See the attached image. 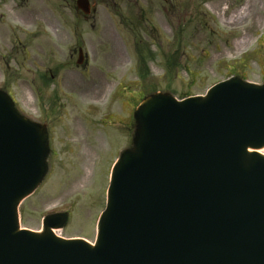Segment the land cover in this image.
<instances>
[{"label":"rangeland","instance_id":"rangeland-1","mask_svg":"<svg viewBox=\"0 0 264 264\" xmlns=\"http://www.w3.org/2000/svg\"><path fill=\"white\" fill-rule=\"evenodd\" d=\"M89 1L85 16L75 0H0V88L48 134L47 171L20 203L19 226L40 230L66 209L58 233L93 243L110 166L134 146L144 97L203 95L233 75L263 84L264 0Z\"/></svg>","mask_w":264,"mask_h":264},{"label":"water","instance_id":"water-1","mask_svg":"<svg viewBox=\"0 0 264 264\" xmlns=\"http://www.w3.org/2000/svg\"><path fill=\"white\" fill-rule=\"evenodd\" d=\"M76 7L89 13L88 0ZM135 117L91 246L51 232L65 215L19 229L17 206L46 170L45 131L0 91V264H264V83L231 78L180 101L155 93Z\"/></svg>","mask_w":264,"mask_h":264},{"label":"bare ground","instance_id":"bare-ground-1","mask_svg":"<svg viewBox=\"0 0 264 264\" xmlns=\"http://www.w3.org/2000/svg\"><path fill=\"white\" fill-rule=\"evenodd\" d=\"M240 14H241V13L239 12V13H236L235 17H234V16H231V17L229 18L228 22H232V23H234V22L238 21V20L240 19L239 17H242ZM247 38H248V37H243V38H241L238 42H236L235 45H236V46H240V45L242 46V45H244V44H245V41L247 40ZM263 150H264V148L262 147V148H260V150H258V152H262ZM53 231L57 233L58 230L53 229Z\"/></svg>","mask_w":264,"mask_h":264},{"label":"flooded vegetation","instance_id":"flooded-vegetation-1","mask_svg":"<svg viewBox=\"0 0 264 264\" xmlns=\"http://www.w3.org/2000/svg\"><path fill=\"white\" fill-rule=\"evenodd\" d=\"M28 14H30V13H28ZM29 16H31V14H30ZM17 18H20V17L17 16ZM22 20H24V19H22ZM24 23L27 24L26 22H24ZM74 51H75V50H73V52H74ZM84 63H85V65H87L86 55H85V58H84ZM50 78H51V73H50L49 76H47V74H46L45 71H44L43 74H42L41 81H45V82H47Z\"/></svg>","mask_w":264,"mask_h":264}]
</instances>
